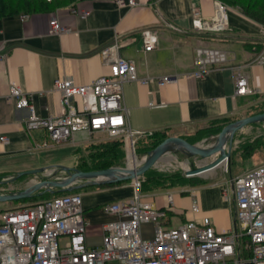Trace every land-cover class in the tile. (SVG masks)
Returning <instances> with one entry per match:
<instances>
[{
	"label": "crops",
	"instance_id": "1",
	"mask_svg": "<svg viewBox=\"0 0 264 264\" xmlns=\"http://www.w3.org/2000/svg\"><path fill=\"white\" fill-rule=\"evenodd\" d=\"M49 5L0 18V175H14L41 167V149L36 145L46 138L43 129L27 132L25 108H16L8 99L10 83L31 95L40 116H57L62 108L53 90L56 78H71L88 83L108 72L101 50L114 43L118 54L135 63L140 77L170 75L176 80L164 85L156 82H128L122 88L121 105L128 125L151 135L165 131L167 136L188 131L223 118H242L249 106L264 98V64L255 62L264 44V27L236 8H228V26L222 31H197L192 27V11L198 7L211 17L215 0H134V6L119 7L116 0H42ZM126 4L129 0H123ZM83 12L88 15L82 16ZM22 15H27L26 19ZM56 19L69 31L53 34L50 21ZM157 32L153 50L144 51L141 31ZM206 47L226 51L227 61L210 66L201 76L195 70L196 49ZM244 73L252 95H235V79ZM78 103V102H77ZM86 131L73 134L77 148L91 145ZM85 216L89 221L86 241L102 235L103 224L113 217L101 210L107 202L126 200L132 194L129 183L108 189L81 192ZM172 195V203L167 195ZM146 200L164 209L162 226L176 227L204 216L217 230L233 228L234 188L226 182L146 193ZM196 201L198 211L192 208ZM93 223H98L94 227ZM145 232V237L152 235Z\"/></svg>",
	"mask_w": 264,
	"mask_h": 264
},
{
	"label": "built area",
	"instance_id": "2",
	"mask_svg": "<svg viewBox=\"0 0 264 264\" xmlns=\"http://www.w3.org/2000/svg\"><path fill=\"white\" fill-rule=\"evenodd\" d=\"M116 3L119 7L136 4L134 0L127 4L116 0ZM228 8L215 0L213 15L209 18L198 7L193 8V29L224 30L228 26ZM86 15L88 12L82 13ZM22 18L26 19L27 15ZM49 23L53 34L69 31L56 19ZM141 42L144 51L153 50L157 44L156 30H142ZM118 46L114 43L101 50L108 65L106 74L85 84L71 78L54 80L53 90L59 94L62 108L57 116L38 115L31 95L16 83H10L8 99L16 108L28 111L25 130L40 128L46 133L37 149L68 143L78 131H86L88 135L103 132L109 138L122 141L126 157L128 152L136 155V142L146 134L127 123L121 105L123 85L128 82L164 85L176 77H140L135 63L118 54ZM227 56L226 51L197 48L193 74L201 77L210 66L225 63ZM254 61L264 64V44ZM254 93L247 76L238 72L234 94ZM0 141L9 142L5 136H0ZM14 175L0 179V183L12 182L7 180ZM41 178L44 177L36 174L30 182L33 184ZM130 185L129 199L101 205V210L113 219L103 224L101 243L96 246H89L86 241L89 221L80 192L0 210V264H264V163L233 178L235 225L226 230H217L207 216L176 228H163L161 221L167 213L146 200V193L141 191L142 176L132 179ZM7 192L0 190V193ZM167 197L171 204L172 195ZM191 209L198 211L196 201ZM144 225L152 226L151 236L145 237L142 233ZM62 237L68 238L63 244Z\"/></svg>",
	"mask_w": 264,
	"mask_h": 264
},
{
	"label": "trees",
	"instance_id": "3",
	"mask_svg": "<svg viewBox=\"0 0 264 264\" xmlns=\"http://www.w3.org/2000/svg\"><path fill=\"white\" fill-rule=\"evenodd\" d=\"M217 1L222 2L228 7L236 8L244 16L257 22L258 24L264 27V0H217ZM48 5L49 2L42 0H0V18L15 13L25 12L28 10H41L44 7L46 8ZM262 112H264V98L258 101L256 104L249 106L246 111V115H255ZM234 120L236 119L223 118L209 122L208 124L203 125L202 127H199V129H197V136L201 138L204 135L219 133L222 127L224 126V124L226 123L228 124ZM166 136L167 133L165 131H155L149 136L140 137L136 142V145H138L137 151L148 152L152 150ZM94 147L95 148L92 147V149H89L90 151H88L86 155H83L79 152L80 148L75 149L74 153L76 154V158H77L76 166L79 167L81 170L90 171V170L105 169L122 161L125 158V150L123 147V143L120 139L106 138L96 143ZM255 149L263 152L264 154V135L257 137L252 142L243 143L235 151V153L236 154L239 153L240 156L246 157L249 153L252 154V152H255ZM239 162L240 161H238L236 158L232 159L230 162L229 170L231 171V173L235 174L236 176L240 175V174L237 175L238 171L236 170L237 169L236 166L238 165ZM241 166H243V164H241ZM4 176L5 174H2L0 175V178ZM129 182L130 180L111 183V184H101L96 186H90L89 189H93V188L108 189ZM209 183H210L209 181H204L197 176L187 178L180 171H175L172 173H163V172H158L155 169H150L142 175L141 191L144 193L160 192L164 190H171V189L185 187L187 185H205ZM78 191L79 190L65 191V192L58 191L55 192L54 194L47 193L37 197L26 198L19 202L21 204L33 205L37 202L51 198L53 196L65 195Z\"/></svg>",
	"mask_w": 264,
	"mask_h": 264
},
{
	"label": "water",
	"instance_id": "4",
	"mask_svg": "<svg viewBox=\"0 0 264 264\" xmlns=\"http://www.w3.org/2000/svg\"><path fill=\"white\" fill-rule=\"evenodd\" d=\"M256 122H264V112L245 116L228 123L227 126L218 133V136H223L226 132H229L230 140L226 145L221 146L210 145L207 140L199 138L192 132H176L165 137L155 148L150 150L144 161L131 166L117 165L105 169L83 171L77 167L55 165L48 168L21 171L7 181H13L23 175L41 174L44 178L28 185L22 190L0 193V202L37 197L47 193L54 194L58 191H73L101 184H111L126 180L131 181L136 177L142 176L146 171L155 168L158 164L168 159L173 152L177 149H181L186 144H191L193 147V149L186 154H195L211 159L210 163L188 171L189 176H201L207 171L219 166L223 161L227 163L238 143L240 130L245 125Z\"/></svg>",
	"mask_w": 264,
	"mask_h": 264
},
{
	"label": "rangeland",
	"instance_id": "5",
	"mask_svg": "<svg viewBox=\"0 0 264 264\" xmlns=\"http://www.w3.org/2000/svg\"><path fill=\"white\" fill-rule=\"evenodd\" d=\"M245 116H250V115H245ZM238 119H240V118H238ZM225 126H227V123L224 124L222 129ZM197 129H199V127H194V128L189 129V130H190V132L197 135ZM262 135H264V122H256V123H250V124L245 125L239 132L238 143L236 144V147L234 148L233 152L231 153L228 162L225 163L224 165H219L216 168L212 169L210 171V173L207 172L205 174H202L201 176H197V175H194V176H197L204 181H209L210 183L226 182V185L231 186L232 180L236 176L235 174L231 173V171L229 170L230 162L232 159L236 158L238 161H240L238 163V165L236 166L237 167L236 170L238 171L237 175L241 174L242 172L246 171L247 169H249L251 167H255V166H258V165L264 163V154H263V152H261L257 149H255V152H252V154L249 153L246 157H242V156H240L239 153H237V154L235 153V151L243 143L252 142L257 137L262 136ZM92 136H93V138H92L93 142H91L92 143L91 146L89 145L85 148H82V149L80 148L79 152L81 154L86 155L88 153V151H90L89 149H92V147L95 148L94 146L96 143H98L99 141H102L106 138L109 139L107 134L103 133V132L94 133V134H92ZM216 136H218V133L211 134V135H204L201 137V139H205L209 143V142H212V138H214ZM137 146L138 145H136V148H135L136 157L138 159H142L144 156H147L149 151L148 152H144V151L138 152ZM75 149H76V146L71 144V143H64V144L55 145V146H52L49 148L41 149L40 150L41 151L40 152L41 153V167H39V168H48V167L55 166V165H62V166H67V167H77L76 166L77 158H76V154L74 153ZM127 158L128 157H126V152H125V158L122 161H120V162H118L112 166H117V165L123 166V165H125ZM210 162H211V159L204 158V157H201L199 155L186 154V153H181V152L175 151V152H173V154L168 159L164 160L163 162L158 164L153 169H155L158 172H163V173H172L175 171H180L185 177L188 178V177H193L191 175L190 176L188 175V171L202 167V166H204ZM241 164H243V166H241ZM77 168H79V167H77ZM61 173H59V174H61ZM9 176H12V175H5L4 177H1L0 179L8 178ZM34 176L36 177V175H23V176L15 179L14 181H12L10 183H5V184L0 183V190L1 191H3V190L7 191L8 190V192L9 191L12 192V191L22 190L25 187H27V185L31 184L30 180L35 178ZM89 188H90V186L85 187V188H81V189H76V190H79L78 192L81 193V192L88 191ZM21 200H23V199H21ZM21 200L0 202V210H3L5 208L19 206V205H21V203L19 202ZM172 222H173L172 225H168V226L165 225V226H163V228H169V229L170 228H176L175 224L178 222V220L173 219ZM96 225H99V224L98 223L91 224L92 227H94ZM145 232L146 233L150 232L149 226H147V225H144L142 227V233H145ZM67 240H68V238L62 237L60 239V243L63 244ZM91 241L95 242L96 244L97 243L99 244L101 241V236L98 234H95L92 236Z\"/></svg>",
	"mask_w": 264,
	"mask_h": 264
},
{
	"label": "bare ground",
	"instance_id": "6",
	"mask_svg": "<svg viewBox=\"0 0 264 264\" xmlns=\"http://www.w3.org/2000/svg\"><path fill=\"white\" fill-rule=\"evenodd\" d=\"M229 140H230V134H229V132H226V134L223 136H218V137L212 138V142H209V143H210V145L221 146V145H226L229 142ZM191 149H193L192 145L186 144L181 149H177L176 151L181 152V153H189ZM127 157L128 158L126 159V164H125L127 166L137 164L139 162L144 161V159H145V157H143L142 159H138L132 152H128ZM225 163H226V161H223L220 165H224ZM210 171L211 170H209L207 172L210 173Z\"/></svg>",
	"mask_w": 264,
	"mask_h": 264
}]
</instances>
